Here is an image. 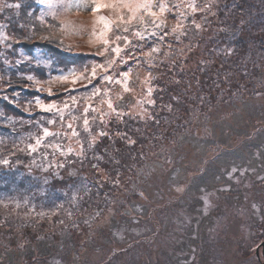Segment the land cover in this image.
I'll use <instances>...</instances> for the list:
<instances>
[{
    "label": "trees",
    "instance_id": "16d2710c",
    "mask_svg": "<svg viewBox=\"0 0 264 264\" xmlns=\"http://www.w3.org/2000/svg\"><path fill=\"white\" fill-rule=\"evenodd\" d=\"M169 1L172 5H180V11H172L159 20H152L150 26L145 29L141 24L142 18L139 13L135 16L136 26L129 13L124 12L122 15L124 33L128 36H135L133 38L136 41H144L136 47V51L142 57L141 64L147 71L150 69L151 60L156 59L158 65H152L155 72L149 74L147 79L140 77L137 73L134 74L130 78L127 90L117 88V90L107 92L115 103L117 111L121 112V116L125 118L122 123L121 117H117L112 109L106 108L105 103L96 104V115H101V117L104 115L108 118V123L89 138V144L93 138L95 141L84 159L88 162L86 168L84 166L78 168L64 155H60L59 158H66V162L57 158V153H52L53 156L50 157L51 171L41 173L37 170L34 177L30 176V172L24 173L16 170L12 164L8 163L12 169L4 172L7 175L5 181H8V184L0 183V202L8 203V215L0 214V264H134V262L136 264H151L150 262L159 264L160 261L162 262L161 254L169 260L174 250L178 252V242H175V238L179 240V236L174 229L170 232L166 225L162 230V236L166 237L154 249L145 244L149 240L146 236L141 235L134 238L135 236L129 231L130 228H134L132 225L136 222L141 224L148 220L154 227L157 223L154 216L147 217L154 212L156 208L154 204L148 202L145 206L148 208L146 213L140 209L142 204L137 199L142 188L144 189L142 183L146 187L149 172L140 169L139 172L132 173L131 167L134 160L131 154L135 153L133 150H136L143 159H150L152 152L147 149V142L144 141L161 129L162 125L158 127V123L165 121L164 118L170 112L169 108L178 107L174 109L182 111L186 117H190L191 113L197 110L204 116V111L209 110V113H212L213 108H217L213 110L215 113H222L226 109L225 101L230 95L235 102L234 88H229L230 95L225 98L221 90L217 89L218 85L226 81L227 76L230 79L233 73H237L240 76L237 83L239 87H242L241 83L244 82H242V77L249 78V76L244 73L245 70H236L235 66L240 65L239 63L234 64L232 59H229L233 56L226 52L227 45L232 40L235 43L242 42L240 48L245 52L247 46L250 50L248 56L254 55L253 58L259 62L264 54V0H247L246 7L243 5L246 0L239 3L237 0H184L180 3L179 0ZM3 2L5 3V0ZM10 2L8 5L20 4L19 9L6 8L2 12L6 15L3 17L4 21L7 19L9 22L10 36L6 40L11 43L13 51L22 47L29 54H34L40 49L56 56H63V67L65 68L73 64L71 62L85 59L87 54L76 53L73 48L74 44H69L61 29L60 21L51 18L45 25L38 23L36 19L41 5L40 0H10ZM190 5H194L195 9L193 10ZM217 9L222 13L225 25L227 24L225 21L234 24V27L229 30L231 34L228 32L225 39L221 34L218 37L215 35L216 30L211 13ZM7 10H11L13 15L7 16ZM203 13L206 15H202ZM161 21L164 22L163 25ZM197 24L200 28L196 27ZM177 25L180 27L173 32L172 28ZM243 29L248 32L245 36L241 35ZM219 48L224 50L223 55L230 63L228 70L224 72H217L219 62L216 52ZM100 49H105L101 61L107 63L106 61L113 56L111 45H106L101 41L96 50L100 51ZM125 54L127 53L123 56ZM88 56L93 55L88 54ZM175 63L182 68L180 71L182 74L179 73L178 68L173 66ZM41 70L44 74L46 73L43 67ZM255 70L264 79V66L257 63ZM25 72L28 71L19 66L18 72H13L8 83L4 80L5 78H2V82L0 81V109L10 119L9 125L5 124L0 131V148L3 147V150H7L9 145L18 144L19 138L24 134L18 130L22 126L26 129H34L31 125L33 119L39 121L44 116L45 119L52 121L51 117L46 115L50 113V109H42L43 106L41 107L39 102H49L50 99L61 101L71 90V86L66 81L55 89L56 92L53 95L33 90L24 77ZM181 77L184 83L183 88L179 83ZM249 84L252 82L250 81ZM149 88L152 89L151 93L148 92ZM256 96L255 99H257ZM149 100L154 103L150 104ZM205 106L208 108L206 109ZM130 111L140 112L141 117L137 124V120L133 122L130 119ZM168 117L169 115L167 120ZM13 118L22 121L13 122ZM69 123L70 120L67 119L64 124L70 125ZM152 123L153 131L149 132L143 128L145 124L149 128ZM17 125L20 126L17 127ZM101 133L105 134L101 135ZM130 140L134 143H129ZM110 141L114 142L115 147L109 145ZM161 152L162 149L153 157L158 162L161 160L166 162ZM106 153L111 154L108 156ZM95 154H98L96 158H94ZM215 159L213 162L209 161L193 178H190V170L182 168L180 164L186 162L185 158L173 166L170 173L173 177L183 178V181L179 180L180 186L185 185V189H192L198 194L204 189L200 177L206 170L215 168L213 166ZM44 162L35 163L37 169H41ZM3 163L4 161H1L0 169ZM104 171L108 172V176ZM1 176L2 173H0V179ZM95 191L97 193H94ZM256 197L261 209L259 213L264 214V191L258 193ZM212 198L214 206H221L222 195ZM197 199L198 195H195L191 200L196 201ZM176 202L178 204L167 207L164 214L169 213L172 206L177 210L183 205L180 200ZM249 204L251 201L247 203ZM88 206L98 208L101 212L112 213L109 226L112 230L115 226L119 231L124 230V237L129 238L127 243L123 244L124 242L120 239L115 241L116 238L109 234V226L104 229L107 235L103 232L101 238L92 240L91 231L102 230L92 224L97 221L98 216L93 222L81 218V224L78 223L79 220H76L72 226L66 225L65 222L73 217L75 211H80L78 214L82 213L84 216ZM83 208L87 209L83 210ZM224 211L229 212V208H225ZM246 211L247 234L245 229H239L240 233L235 235L230 233L227 227L229 220L226 222L220 218L226 215L222 214V210L218 214L215 210L216 220L207 222L204 219L203 224L201 220L203 217L200 218L201 225L197 228L196 234L202 242L192 243L189 246L186 252L188 256L186 260L184 259L185 263L264 264V259L256 253L257 247L264 239L258 233V228H260L258 219L249 208ZM116 214L120 216L117 219L119 221H115ZM87 222L89 223L86 224ZM213 222L220 226L218 232L209 233L208 231L206 233V226H212ZM76 232H78L77 235ZM89 238L90 240L85 243L86 246L82 251L80 242ZM196 258L198 261H194ZM178 259L182 260V257L179 255Z\"/></svg>",
    "mask_w": 264,
    "mask_h": 264
},
{
    "label": "rangeland",
    "instance_id": "374dc122",
    "mask_svg": "<svg viewBox=\"0 0 264 264\" xmlns=\"http://www.w3.org/2000/svg\"><path fill=\"white\" fill-rule=\"evenodd\" d=\"M183 1L179 0V3ZM237 1L239 3L242 0ZM113 2L114 0H101L102 6L95 11L93 10L95 8L93 0H62L61 3H55L52 0L53 6L51 7L49 3H41L36 19L38 23L45 25L51 18L57 19L62 23L61 29L69 44H74L75 52L87 54L85 59L71 62L73 64L67 68L63 67V56H56L40 49L36 50L34 54H29L22 47L13 51L11 43L6 40L10 36L9 22L7 19L4 21L3 17L6 15L0 12V23L7 25L5 28L0 29V32H4L6 36V38H0V81L2 82L5 78L4 80L8 83L13 72H18V67L21 66V69L28 71L25 72L24 77L33 90L53 95L56 92L55 89L64 81L71 86V90L61 101L50 99L49 102H39L41 107L43 106L42 109H50V113L46 115L49 118L51 117V122L49 119H45L44 116L39 121L38 119H33L31 125L34 129H26L23 126L18 129L24 134L19 138L17 145H9L7 150H3V147L0 148V163L1 161H7V163H3L0 169V173H2L0 183L2 185L8 184V181H5L7 175L4 172L12 170L8 163L12 164L16 170H21L24 173L30 172V176L34 177L37 170L41 173L51 171L52 162L50 157L53 156L52 153H57V158L60 155H64L68 161L76 164L78 168L79 166L80 168L83 166L86 168L88 162L84 159L90 149L89 138L93 136V133L103 129L108 123L107 117L96 115V104L105 103L106 108L109 109L108 100H112V98H110L109 94L107 95V92L117 90V88L125 89L124 84L126 83L128 87L130 78L136 73L140 77L147 79L149 74L155 72L152 65H158L157 60H151L150 69L147 71L140 62L142 58L139 56L140 53L136 51L138 44L144 41H136L133 38L135 36H128L124 33L121 17L124 12L129 13L131 16L132 13L127 8H122L119 5L113 7ZM5 3L10 4L11 2L10 0H5ZM68 3H71L72 6L66 7ZM247 3L248 1L246 0L243 5L246 7ZM160 4L165 5L163 13L159 11ZM152 5L151 10L157 13L156 16H151L144 10L137 11L135 14V16L138 13L140 14L142 18L140 21L144 29L150 26L152 20H159L162 16L169 15L172 11L178 12L181 9L180 5H172L169 0H152ZM42 11L45 13L43 20L40 19ZM52 12H55V16L51 14ZM8 15H13L11 10H7ZM202 15L206 14L203 13ZM211 15H213L212 20L216 33L217 30L219 31L217 34L215 33L216 37L221 34L225 39L234 24L225 21L227 22L225 25L222 13L218 9ZM100 17H105L106 20H101ZM135 18L132 17L134 26L137 25ZM245 29L241 31L242 36L248 33ZM229 34L231 33L229 32ZM101 41L106 45H111L113 52L112 58L106 61L107 63L101 61L105 54V49L96 50ZM241 43H235L232 40L227 45V50H225L229 55L233 56V58L229 59H232L234 64L239 63V67L235 66L236 70H245L244 73L249 78L242 77V82H244L241 83L242 87H239L240 85L237 81L240 76L237 73H233L230 79L227 76L226 81H223L217 87V89L221 90L222 96L225 95V98L230 95L228 93L229 88L233 87L235 102L230 95L225 101L226 109L222 113H215L213 110L217 108H213L212 113H209V110L204 111V116L202 115L203 113H198L197 110L192 112L190 117H186L182 111L174 109L178 107L169 108L168 120L167 115L164 118L165 121L158 123V127L162 125L161 129L155 134H151L144 141L145 143L147 142V149L152 152L150 159H143L136 150H133L135 153L131 154L134 160V164L131 167L132 173L139 172L138 170L140 169L148 170L149 172L147 173L148 181L146 187L142 183L144 189L142 188L137 199L142 204L140 209L146 213L148 208L145 206L148 202L154 204L156 207L154 212H151L147 217L154 216L157 223L156 227H154L148 220L141 224L136 222L132 225L134 228H130L129 231L135 236L134 238L141 235L146 236L149 240L145 244L153 247V249L156 246L158 247V243L166 237L162 236V230L165 225L169 227L170 232L174 229L179 236V240L175 238V242H178V252L174 250L173 256L169 260H166L165 255L161 254L162 262L160 261L159 264H170L172 262H174L173 264H186L185 258L188 256L186 252L189 246L192 243L202 242V239L198 238L199 235L196 234L197 228L201 225V220L203 224L204 219L207 222L216 220L215 210L217 214L220 210H222V214H226L223 218H220L226 220V222L229 220L230 225L227 227H231V232L235 235L239 233L237 231L239 225H241L239 229L247 230L245 226L248 216L245 213L247 208H249L256 219H258L260 237H264V214L263 212L259 213L261 209L256 200L258 193L264 191V79L255 70L257 63L260 66H264V54L259 59V62H256V59L253 58L254 55L252 57L248 56L250 50L247 46H244L245 52L240 48ZM8 45H11V47ZM252 48L255 47L252 46ZM219 49L216 52L219 62L217 72H224L228 70L230 63L223 55L224 50ZM228 49H232V51L229 53ZM124 53L127 54L123 56ZM88 54L93 56H88ZM5 60L9 61V63L6 64ZM240 63L247 64L241 65ZM173 66L178 68L179 73H181V67L177 66L176 63ZM41 67L45 69V74ZM235 68L233 67L234 71H236ZM125 72L129 74L127 80L122 75ZM29 76L32 77L31 80L28 79ZM182 79V77L179 79V83H181L183 88ZM250 81L252 84H249ZM254 82H256V85H254ZM255 94L258 95L256 96ZM255 96L257 99H255ZM36 97L39 96L36 95ZM50 105L52 107H48ZM113 105L115 106L114 102ZM217 107L219 106L217 105ZM85 108H88L86 114L84 112ZM205 108L207 109L208 107L205 106ZM144 115L146 116V113ZM149 115L152 116V114ZM120 117L122 123L125 118ZM129 117L133 122L137 120V124L141 115L140 112L130 111ZM85 118L89 120L88 129H85L83 124ZM67 119L70 120L71 128H69V125L64 124ZM17 121L22 120L13 118V122ZM9 123L10 119L0 109V131L5 124L9 125ZM19 126L17 125V127ZM146 126V124L143 125V128L149 132L153 131V123L149 128ZM45 128L48 129L50 135H44ZM254 130L256 131L252 132ZM73 132L77 133V135H73ZM38 138L40 143L37 144ZM109 145L114 146V142L110 141ZM31 146H34L35 150ZM159 146L160 148H158ZM160 149H162L161 154L163 158H166L167 163L162 160L158 162L154 159L153 155L159 153ZM27 150L28 152H26ZM78 153L82 154L78 155ZM109 154L107 155L110 156ZM97 155L95 154L94 158ZM66 158L59 159H63L66 162ZM182 158H185L186 162L180 164L182 168L190 170V178L198 175L199 171L209 161L213 162L216 158L213 164L215 168L206 170L200 177V180L203 181L204 189L198 194L192 189H185V185L180 186L179 180L183 181V178L173 177V174L170 173L173 166L177 165ZM40 161H45L44 165L41 169H37L35 163ZM56 161L55 163L57 164ZM143 165L146 166L144 169ZM218 167L219 170H217ZM104 172L108 176V172ZM92 186L95 187V185ZM94 193L97 192L95 191ZM195 195H198V199L196 201L191 200ZM220 195H222L221 206L216 207L212 197ZM178 200L183 205L177 210L172 206L173 208L170 207L169 213L164 214L166 208L170 205L178 204L176 202ZM249 201H251V204L247 205ZM7 206L8 203L0 202V214L3 216L8 215ZM225 208H229V212L224 211ZM85 209L87 208H83V210ZM78 213L80 211H75L72 215L73 217L67 219L65 223L68 227L72 226L76 220H79L78 223L81 224V218L93 222L98 216L97 221L91 223L102 230L91 231L92 240L101 238L103 232L105 235L108 234L104 229L111 224L109 220L112 213L101 212L98 211V208L94 209L91 207L84 212L85 217L82 216V213ZM114 217L116 218L115 221H119L117 220L120 217L118 214ZM200 218L202 219L200 220ZM232 219L235 220L233 221ZM218 227L220 226L213 222L212 226H206V233L208 231L209 233H217ZM109 228V234L111 237L116 238L115 241L120 239L124 242L123 244L127 243L126 241L129 238L128 236L124 237V230L119 231L116 226L114 230L110 226ZM245 233L247 234V231ZM172 235L174 236L173 233ZM88 240L90 238L87 240L83 239L80 242L82 251ZM171 242L173 243V240ZM179 255L182 260L178 259ZM51 261L53 260L51 259ZM194 261H198V258ZM150 263L157 264L155 262ZM134 264L136 263L134 262ZM209 264L211 263L209 262Z\"/></svg>",
    "mask_w": 264,
    "mask_h": 264
},
{
    "label": "snow or ice",
    "instance_id": "6c2138e0",
    "mask_svg": "<svg viewBox=\"0 0 264 264\" xmlns=\"http://www.w3.org/2000/svg\"><path fill=\"white\" fill-rule=\"evenodd\" d=\"M40 2L43 4V3H49V6H53V3H52V0H40ZM55 3H61L62 0H54ZM94 4H95V8L93 9L94 11L95 10H98L102 5H101V0H93ZM119 5L120 7L122 8H127L128 11L130 13H132V17L135 18V14L137 11H140V10H144L146 12L149 13V15L151 16H156L157 13L156 12H153L151 9L153 7L152 5V0H114L113 2V7ZM71 3H68L66 5V7H71ZM79 6V5H77ZM190 7L193 8V10L195 9V6L194 5H190ZM6 8H16V9H19L20 8V4H13V5H8L6 3L3 2V0H0V12H3ZM159 11L161 13H163L165 11V5L164 4H160L159 5ZM53 16H55V12H52L51 13ZM44 15L45 13L42 11L41 12V15H40V19L43 20L44 19ZM101 20H106L105 17H100ZM121 19H123V17H121ZM162 25H163V21L160 22ZM7 25L6 24H3V23H0V29L2 28H5ZM23 27V26H22ZM180 27V25H177L176 27H173L172 28V31L173 32H176L177 28ZM197 28H200V25H196ZM0 38H6L5 36V33L4 32H0ZM9 47H11V45H8ZM117 51H119V49H117ZM232 51V49H228V52L230 53ZM5 63H9V61L5 60ZM17 63H19V61H17ZM123 77L125 78V80H127L128 78V72H125L122 74ZM29 80L32 79L31 76L28 77ZM110 79V78H108ZM119 83V81H118ZM124 87H125V90H127V84L125 83L124 84ZM148 92L151 93L152 92V89L149 88L148 89ZM150 104L151 103H154L153 101L149 100L148 101ZM48 107H52L51 105L48 106ZM108 107L109 109H112V111L116 112V115L117 117H120L122 115L121 112L117 111V108L116 106L113 105V102L111 99L108 100ZM84 112L85 114L88 112V108H85L84 109ZM83 124H84V127L85 129H88V125H89V120L87 118H85L83 120ZM69 128H71V125H69ZM105 133H101V135H104ZM44 135L47 136V135H50L49 131L47 128L44 129ZM73 135H77V133L73 132ZM95 141V138H93V141L89 144V147L92 146V143H94ZM36 143H40V140L39 138L37 139ZM129 143H134V141H129ZM33 147V150H35L34 146H31ZM82 153H78V155H81ZM4 163H7V161H4ZM206 204H207V201H206ZM195 257H193L194 259Z\"/></svg>",
    "mask_w": 264,
    "mask_h": 264
},
{
    "label": "flooded vegetation",
    "instance_id": "af4514ba",
    "mask_svg": "<svg viewBox=\"0 0 264 264\" xmlns=\"http://www.w3.org/2000/svg\"><path fill=\"white\" fill-rule=\"evenodd\" d=\"M232 220L234 221L235 219H232ZM229 223H230V222H229ZM229 223H228V226L230 225ZM238 223H239V222H238ZM239 226L241 227V225H239ZM239 226H238L237 231H239V233H240L241 228H240V230H239ZM228 230H229L230 233H232V232H231V227H228ZM258 248H259V247H258ZM259 251H261L260 248L258 249V251H256L257 255H258Z\"/></svg>",
    "mask_w": 264,
    "mask_h": 264
},
{
    "label": "water",
    "instance_id": "95a60500",
    "mask_svg": "<svg viewBox=\"0 0 264 264\" xmlns=\"http://www.w3.org/2000/svg\"><path fill=\"white\" fill-rule=\"evenodd\" d=\"M261 247H262V257H263V259H264V240H263V242L261 243Z\"/></svg>",
    "mask_w": 264,
    "mask_h": 264
}]
</instances>
